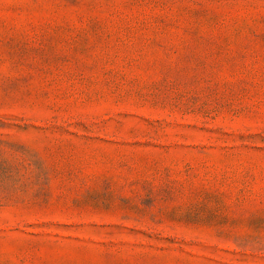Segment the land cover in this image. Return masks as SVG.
I'll use <instances>...</instances> for the list:
<instances>
[{
    "label": "rangeland",
    "instance_id": "obj_1",
    "mask_svg": "<svg viewBox=\"0 0 264 264\" xmlns=\"http://www.w3.org/2000/svg\"><path fill=\"white\" fill-rule=\"evenodd\" d=\"M0 264H264V0H0Z\"/></svg>",
    "mask_w": 264,
    "mask_h": 264
}]
</instances>
